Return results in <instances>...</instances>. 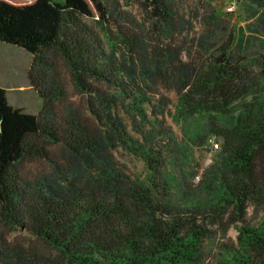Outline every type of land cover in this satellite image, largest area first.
I'll list each match as a JSON object with an SVG mask.
<instances>
[{
    "label": "trees",
    "instance_id": "16d2710c",
    "mask_svg": "<svg viewBox=\"0 0 264 264\" xmlns=\"http://www.w3.org/2000/svg\"><path fill=\"white\" fill-rule=\"evenodd\" d=\"M234 41L205 0H0V42L32 55L43 103L27 114L0 88V223L51 252L1 237L0 264H264V211L248 218L264 210V55L234 57ZM49 53L82 107L66 103ZM161 85L176 93L177 137L146 113ZM213 138L211 163L187 183ZM39 160L52 172L26 176ZM231 229L235 244L219 242Z\"/></svg>",
    "mask_w": 264,
    "mask_h": 264
},
{
    "label": "rangeland",
    "instance_id": "374dc122",
    "mask_svg": "<svg viewBox=\"0 0 264 264\" xmlns=\"http://www.w3.org/2000/svg\"><path fill=\"white\" fill-rule=\"evenodd\" d=\"M250 0H205V10L207 12L216 11L223 19V25L231 30L235 35V41L232 46V55L234 57L242 55H264V48L258 33L255 32L257 20L253 19L254 9L258 7ZM234 4L235 10L228 12L226 9L229 5ZM118 11L125 13L139 20L140 14L137 6L134 3L125 4L123 1L119 3ZM254 5V7H253ZM253 19L252 21H250ZM120 24L124 23L123 19ZM197 26V25H196ZM198 29V26L196 27ZM254 30V31H253ZM239 41L242 45L239 46ZM49 64L54 69L53 76L60 80L62 87L66 94V103L73 107H82L84 97L77 93L74 89L69 72L65 63L57 53H49ZM32 64V55L25 50L10 44L0 42V88L6 90L7 102L14 108L22 110L30 115H40L42 108V100L38 94L30 86L28 80V73ZM51 68V69H52ZM50 71V69H48ZM50 74V72H49ZM41 75H37L40 77ZM171 88V87H170ZM168 86L161 85L154 90L155 94L151 98V103L146 108V113L151 123L161 130L164 136L172 138L179 135L180 127L173 121L176 93ZM83 109V108H82ZM220 142L214 138L210 140L207 146V152L194 157L190 167L185 168V180L187 183L196 185L201 178L202 170L211 163L214 151L210 150L214 144ZM50 151L56 152L55 147H50ZM115 158L119 166L128 175H139L140 165L135 166L132 160L124 155L115 154ZM22 171L26 176L39 177L49 175L52 172L50 166L42 161L26 162L22 166ZM261 208H250L248 211V218L257 219L262 216ZM236 231L229 230L226 237L221 238L219 242L228 245L235 244ZM4 237L8 243H20L22 246L34 245L42 255H49L51 252L48 248L42 246L31 240L26 234L21 232H10L0 223V238ZM1 241V239H0Z\"/></svg>",
    "mask_w": 264,
    "mask_h": 264
},
{
    "label": "crops",
    "instance_id": "0c3cea01",
    "mask_svg": "<svg viewBox=\"0 0 264 264\" xmlns=\"http://www.w3.org/2000/svg\"><path fill=\"white\" fill-rule=\"evenodd\" d=\"M250 3L253 4L252 1ZM253 19H256L258 21L257 26L255 28V32L258 33L257 35H259L260 40L262 42V47L264 48V9L262 8L254 9ZM253 19H251L250 21H252Z\"/></svg>",
    "mask_w": 264,
    "mask_h": 264
},
{
    "label": "built area",
    "instance_id": "2783aa9c",
    "mask_svg": "<svg viewBox=\"0 0 264 264\" xmlns=\"http://www.w3.org/2000/svg\"><path fill=\"white\" fill-rule=\"evenodd\" d=\"M226 10L228 12H233L235 10V5L234 4L229 5ZM214 147L217 148V144H214ZM196 180H198V178H196Z\"/></svg>",
    "mask_w": 264,
    "mask_h": 264
}]
</instances>
